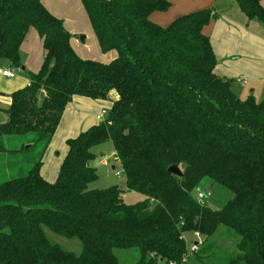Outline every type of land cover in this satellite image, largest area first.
Segmentation results:
<instances>
[{"label":"trees","instance_id":"obj_1","mask_svg":"<svg viewBox=\"0 0 264 264\" xmlns=\"http://www.w3.org/2000/svg\"><path fill=\"white\" fill-rule=\"evenodd\" d=\"M248 20L264 21L260 0H233ZM44 0H0V61L20 67V46L35 30L44 56L27 84L2 110L0 155L7 138L34 133L48 146L74 97L107 101L103 121L65 142L67 153L52 183L41 161L0 183V264H120L116 250L137 249L136 264H264V99L244 100L215 75L217 60L206 29L211 9L150 20L169 0H79L108 63L78 57L63 22ZM114 92L115 100H109ZM111 141L128 191L145 200L122 201L117 187L90 190L96 179L91 149ZM179 168L181 176L168 173ZM208 178L232 193L219 210L198 202ZM197 195V193H196ZM222 226L236 239L224 252L210 241ZM46 231L76 239L72 253ZM201 244L189 254L184 234Z\"/></svg>","mask_w":264,"mask_h":264},{"label":"rangeland","instance_id":"obj_2","mask_svg":"<svg viewBox=\"0 0 264 264\" xmlns=\"http://www.w3.org/2000/svg\"><path fill=\"white\" fill-rule=\"evenodd\" d=\"M169 1L171 3V7L167 12L154 13L151 15L150 20L153 23L162 27L168 25L173 19L185 13H189L188 11L190 10H187V8L192 4V2H194L193 0ZM260 3L264 11V0H260ZM50 4L53 6L55 12H53V10L50 8ZM219 4L224 5V7L227 8L225 0H219ZM43 5L50 14L63 22L64 28L71 29L69 30L71 31L69 32V34L72 38L73 43L76 42L75 46L73 44V47L74 52L78 57H83L81 59H89L101 63H108L113 59L114 56L112 57L111 54L115 52L102 54L99 51V48L96 45L97 43L95 42L96 40L93 39V35L91 36L92 30L79 0H44ZM207 9H211L213 12H215V20L220 19V17L223 19V16L217 13L213 5L210 7L208 6ZM236 10L238 14H242L240 13L238 7L236 8ZM256 22L264 25V21ZM38 42H40V45ZM25 43H27V41H23V43L21 44V52L19 55L20 67L17 69H11L15 75V78L11 81L13 83L2 84V82H0V124L5 120V116L2 115L1 111L5 110L10 105L11 93L16 90L20 86V84L21 86L24 85L28 81L29 76L31 74H35L41 66L43 52L41 41L38 35L35 34L34 37L30 38L27 45H25L26 49L23 50L22 45ZM2 68L7 67L6 65H4V62L0 61V71L2 70ZM21 68L23 70H21ZM263 86L264 83H260L258 85L257 82L254 84L250 82L243 87L245 95L239 93L238 97L239 99L244 100L247 97L252 96L256 102H259L264 99V89L262 88ZM253 89L255 92L249 93ZM104 112H106V110H104ZM35 138L36 135L34 133L28 134L24 137L7 138L5 146L9 150V152L0 155V183L6 181L9 178L26 173L32 167V165L39 160L42 164L41 169L43 168L44 164L47 165L48 161L46 158L49 155V147H44L42 143L32 144ZM90 151L94 155V159L90 163V165L95 169L96 179L88 185V189L104 190L111 187H117L121 192L122 201L126 205H134L145 200L144 195L137 192L128 191L126 189L125 178L122 174L121 167L119 166V163L114 155L111 141H106L101 145L95 146ZM56 153L57 155L54 158L61 161L63 158V156H61L62 152L60 150H56ZM101 162L104 163L102 164ZM117 173L118 176L115 175ZM200 191L209 193V197L204 198L203 203L213 210L221 209V207L233 196L230 191L221 186H218L208 178H204L199 183L193 195L196 196V193ZM46 233L49 240L51 242L57 243L62 249L75 254H78L80 252V244L78 240L65 239L48 231H46ZM183 237L186 243L187 250H190L191 243L195 242L193 233H186ZM235 241L236 239L234 235L226 231L224 227L220 226L216 234L208 242L218 249V251H216V256L222 259L225 256L224 252L228 253L234 250ZM115 254L118 257L120 264L137 263V249L116 250ZM188 264L197 263L193 258H190Z\"/></svg>","mask_w":264,"mask_h":264},{"label":"crops","instance_id":"obj_3","mask_svg":"<svg viewBox=\"0 0 264 264\" xmlns=\"http://www.w3.org/2000/svg\"><path fill=\"white\" fill-rule=\"evenodd\" d=\"M193 1L194 2L188 6L187 10L194 12L207 9L208 6L210 7L213 5L217 13L223 16V19L221 17L218 20L216 19L206 29L214 56L217 60L214 69L215 75L219 78L229 80L231 82V89L237 96L239 93L245 95L243 87L250 82L253 84L257 82L258 85L264 83V25L256 22L257 20H248L243 13L238 14L236 10L237 5H235L233 0H225L227 8H225L224 5H220L219 0ZM50 8L55 12L51 4ZM190 11L188 12L191 13ZM65 29L71 32L69 31L71 29ZM35 34V30L30 29L24 41L28 43L29 39L34 37ZM92 35L93 33L91 36ZM92 37H94V35ZM27 43L22 45L23 50L26 49L25 45H27ZM38 43L40 45V42ZM75 43L76 42L73 43L71 38L70 44L73 50V44L75 46ZM42 52L44 56V51L42 50ZM111 55L115 57V53ZM2 62H4L7 68H2L0 71V82H2V84L13 83L11 81L15 76L9 79L1 75L3 70L12 71L5 61ZM21 70L23 69L21 68ZM26 84L27 82L24 85ZM24 85L21 86L20 84L17 89ZM262 88L264 89V86ZM253 92H255L254 89L249 93ZM115 98L116 95L114 92L109 94L110 101L115 100ZM109 107L110 103L108 100L93 101L82 97H74L71 100L66 106L55 133L48 144L49 155L46 158L48 162L47 165L44 164L40 171L41 177L46 182L52 183L57 176L60 164L67 153L65 142L68 139L75 138L78 134L88 130L90 127L97 125L100 121H97L95 117L104 110L107 112ZM56 150L62 152L61 156H63V158L61 161L54 158L57 155ZM101 163L103 164L104 162Z\"/></svg>","mask_w":264,"mask_h":264},{"label":"built area","instance_id":"obj_4","mask_svg":"<svg viewBox=\"0 0 264 264\" xmlns=\"http://www.w3.org/2000/svg\"><path fill=\"white\" fill-rule=\"evenodd\" d=\"M1 75L5 78H14V73L10 70H3L1 72ZM106 112L102 111L99 115H97L95 118L97 121H103L105 118ZM118 176V173L115 174ZM197 201L203 203V199L206 197H209V193H204L202 191L198 192L197 195ZM193 237L195 239V242L191 243L190 250H188L189 254H193L198 250L199 245L201 244L202 238L197 232H193Z\"/></svg>","mask_w":264,"mask_h":264},{"label":"water","instance_id":"obj_5","mask_svg":"<svg viewBox=\"0 0 264 264\" xmlns=\"http://www.w3.org/2000/svg\"><path fill=\"white\" fill-rule=\"evenodd\" d=\"M168 173H170V174H172L174 176H178V177L181 176V172H180L179 168H177L175 166L169 167L168 168Z\"/></svg>","mask_w":264,"mask_h":264}]
</instances>
